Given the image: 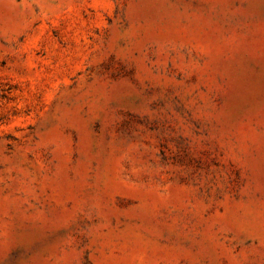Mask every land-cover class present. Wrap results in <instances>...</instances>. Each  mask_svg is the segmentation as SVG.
Here are the masks:
<instances>
[{"label": "rangeland", "instance_id": "rangeland-1", "mask_svg": "<svg viewBox=\"0 0 264 264\" xmlns=\"http://www.w3.org/2000/svg\"><path fill=\"white\" fill-rule=\"evenodd\" d=\"M0 264H264V0H0Z\"/></svg>", "mask_w": 264, "mask_h": 264}]
</instances>
